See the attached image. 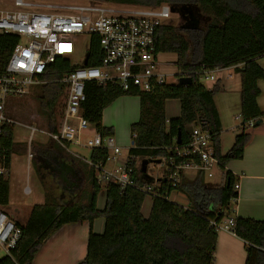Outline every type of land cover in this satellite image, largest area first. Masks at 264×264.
<instances>
[{"label":"trees","instance_id":"obj_1","mask_svg":"<svg viewBox=\"0 0 264 264\" xmlns=\"http://www.w3.org/2000/svg\"><path fill=\"white\" fill-rule=\"evenodd\" d=\"M85 1L143 7L166 3L182 16L187 13V18L177 26L172 25L171 20L162 25L157 32L156 44L158 53L168 50L177 54L178 72L190 73L191 84H166L153 92H124L114 84L86 83L83 114L102 136L114 134L111 127L102 124L103 111L121 96H139L140 117L130 127L132 146L128 151L133 156L130 163L137 172H142L143 160L171 159V148L176 144L178 133L181 132L182 145H186L197 126L210 132L214 155L223 170L230 161L242 159L251 139L242 125L264 114L257 102L261 94L258 81H264V69L256 61L264 56V0ZM19 40L15 35L0 34V70L5 69ZM101 59L99 41L92 38L87 65L97 66ZM238 64L243 65L239 70L241 132L229 152L223 155L221 120L214 102L220 87L215 85L208 89L201 80L216 68ZM76 67L69 59H57L50 66L49 82L40 85L39 104L48 113L52 131L57 129L62 100L66 97V87L59 81ZM169 99L180 101V116L167 120L165 103ZM3 144L8 149L10 165V156L14 152L13 128L6 130ZM54 147L53 144L35 147L44 159V165L51 160ZM107 154L104 148L93 149L90 160L94 164L104 163ZM89 167L90 197L87 201L66 206L52 197V203L35 205L26 224L15 222L20 229L19 239L14 248L0 258V264H33L44 243L61 227L71 223H88L90 227L87 254L78 264H216L219 232L211 222L219 223L231 217L236 221L233 234L245 243V264H264V220L233 215L238 192L235 189L237 179L232 172H224L226 182L222 185L205 182L202 171L192 179L183 176L177 190L187 196L189 206L183 207L164 196H155L150 214L145 216L142 207L146 193L135 187L122 190L114 182L104 185L105 207L99 209L97 203L102 185L97 181L95 169ZM152 180L143 174L138 182L150 184ZM9 196V181L0 174V208L9 205ZM97 219L105 220L102 233L94 231Z\"/></svg>","mask_w":264,"mask_h":264},{"label":"built area","instance_id":"obj_2","mask_svg":"<svg viewBox=\"0 0 264 264\" xmlns=\"http://www.w3.org/2000/svg\"><path fill=\"white\" fill-rule=\"evenodd\" d=\"M173 12L169 4L157 7L132 6L117 8L105 2L84 1L67 4H44L29 0H12L11 7L0 9V34L19 37V43L12 51L4 70H0V174L10 175L8 149L3 139L8 128H14L18 122L11 115L10 100L19 99L30 93L34 86L49 82L50 66L57 59H67L72 52L71 39L87 33L97 38L102 52L101 63L97 66L83 63L65 74L60 83L66 87V99L58 119L56 131L49 127L43 131L53 141L67 149V144L90 150L104 148L107 158L104 163H87L95 169L98 183L105 185L114 182L122 190L135 187L151 196H164L170 200V194L177 190L182 178L188 172H204L213 177V170L221 168L212 149L211 134L200 126L194 127L189 142L171 148L173 157L167 162V170L159 178H153L150 184H140L138 179L144 173L130 163L133 156L120 161L121 146L114 135L102 136L83 114V104L87 99L86 83L95 82L106 86L114 84L124 92H153L169 84L170 73L160 70L156 37L159 28L171 20ZM22 38H27L23 44ZM221 68H216L217 71ZM213 71V70H212ZM209 72L206 73L207 74ZM191 77L190 73L176 74ZM214 80L213 76H210ZM264 116L247 121L242 128L247 131ZM32 134L39 130L35 124L29 125ZM33 135L30 137V142ZM29 158H33L30 144ZM130 149V148H129ZM128 149V151H129ZM114 167L108 169V164ZM235 189L240 190L236 183ZM235 218L223 222L212 221L215 229L234 232ZM20 229L13 218L0 210V245L9 253L17 243Z\"/></svg>","mask_w":264,"mask_h":264},{"label":"crops","instance_id":"obj_3","mask_svg":"<svg viewBox=\"0 0 264 264\" xmlns=\"http://www.w3.org/2000/svg\"><path fill=\"white\" fill-rule=\"evenodd\" d=\"M256 59L260 67L264 69V62H260V58ZM243 65L238 64L231 67L218 69L217 72L224 73L222 82L219 87V92L214 96V102L219 113L221 120L222 132L221 139V152L226 155L232 148L236 136L241 132L242 116H241V77L240 68ZM233 69L236 76L234 78ZM208 75V74H207ZM212 76V75H210ZM215 80V79H214ZM258 81V87L261 91L257 99L260 110L264 113V82ZM218 85V84H216ZM215 85H208L207 88L211 89ZM12 114V113H11ZM264 116V114L262 115ZM140 117V98L134 95H124L116 99L110 106L103 111L102 124L105 127H111L114 136L119 138L120 127H127L130 132V127L133 123L137 122ZM122 119H125L126 123ZM260 124L249 128L247 132L251 139L245 147L244 156L242 159L232 160L225 167H221L222 177L214 182V184L222 185L226 182L224 172L230 171L240 184L238 191V199L235 202L234 213L236 217L253 218L257 220H264V120H259ZM14 134V128H13ZM14 145L17 143L14 139ZM57 143V142H56ZM52 148L51 160H47L48 164L40 156L38 150L35 148L32 160L28 159L29 163L37 159L38 168L43 176L45 172L49 182H46L47 189L50 188V193L55 197L56 201L61 205H70L74 203H85L87 182H89L90 165L87 161L90 159L91 150L80 147L82 150H71L70 145L67 144V149L60 144ZM10 156V170L12 168V156ZM57 164L70 165L78 174L80 183L70 182L67 185L60 181L58 172L54 170ZM58 167V166H57ZM197 175L196 172H188L185 177L190 179ZM47 177H45L47 179ZM214 177V175H213ZM159 178V177H158ZM89 184V183H88ZM10 196L9 205L5 208H0L1 211L8 213L11 218L15 220V214H20L25 220L24 225L28 221L32 208L37 204L38 200L25 201L20 197L13 199L12 197V182H9ZM104 185H102V190ZM42 190V191H41ZM42 185L32 188H25L24 194L31 196L34 193H44ZM98 196V208L104 209L106 202V192L102 191ZM178 191V190H177ZM39 196V195H38ZM152 206L142 207V212L145 216H149ZM105 220L97 219L94 222L93 228L97 233H102L104 230ZM90 227L88 223H71L61 227L53 236H51L41 247L36 254L33 264H78L87 254V244ZM246 250L243 240L238 238L235 234L229 231H220L218 233L217 250L215 252L216 264H245Z\"/></svg>","mask_w":264,"mask_h":264},{"label":"rangeland","instance_id":"obj_4","mask_svg":"<svg viewBox=\"0 0 264 264\" xmlns=\"http://www.w3.org/2000/svg\"><path fill=\"white\" fill-rule=\"evenodd\" d=\"M32 2L37 3H44V4H67V3H78V2H84L85 0H29ZM107 4H110L117 8H129L135 5L131 4H119L114 2H105ZM12 0H0V9L2 8H9L11 7ZM173 17L171 19V23L174 26H177L182 20L187 18V13H184V16L181 15L179 12H174L173 8ZM179 11V9H178ZM183 11V10H182ZM181 11V12H182ZM199 13H201V10L199 9ZM203 15V14H202ZM206 16V15H205ZM201 18V17H200ZM203 19V16H202ZM27 41V38H22V43L24 44ZM92 42V36L87 33H83L77 36H74L71 39L72 43V52L68 54L67 59L70 60L71 64L73 66H79L83 63ZM158 61L160 63V70L165 73H170L171 76L168 77L167 82L169 84H177L178 78L176 77V74L178 73V67L176 65L177 62V54L174 51H168L165 50L164 52H161L158 54ZM260 62H264V57L260 58ZM229 72H232L234 78L236 76L233 69H229ZM210 75L214 77L215 80L210 79ZM224 73L221 74V72H217L216 70L210 71L207 75V77H204L201 80V83L204 86L208 85H216L220 84V78H223ZM264 82V81H262ZM40 90L39 86H34L30 93L24 97H21L19 99H12L10 100V103L8 105V109L12 113L11 115L14 117V119L18 122L14 126V139L17 142L14 145V154L12 156V168L10 170V175L7 179V181L12 182V197L13 199L20 197L21 199L25 201H35L38 200L37 203H52L53 195L50 193V188L47 189L46 182L48 181V178L51 177L52 172H50V177H47L48 174L45 172V176L42 175L38 168V164L36 159L34 161H31V164L29 163L28 159V153L30 152V144H31V153L34 155L35 147H41V146H47L48 144H53L55 147L58 148L56 145L57 143L50 139L48 135H46L43 131H48V113L41 108L39 104L38 99V91ZM264 100V95H263ZM65 98L62 100V104L65 102ZM165 116L167 120L176 118L180 116V101L178 99H169L165 103ZM125 125V119H122ZM35 124L36 127L41 131H36L32 134L31 129L29 128V125ZM33 135V140L30 142V137ZM132 135L129 132L128 128L125 126L120 127V136L119 138L115 137L118 144L121 146V155L119 156V160L123 161L128 157V149L132 146ZM80 146H76L74 144L70 145L71 150H77ZM82 150V149H79ZM35 158V156H33ZM32 158V159H33ZM31 159V160H32ZM155 161V160H154ZM114 163L110 162L108 164V169H111ZM58 166V167H57ZM56 167H54V170H56V173L58 172V175L60 177V181L64 182L66 185L70 182H78L80 183V178L78 177L77 172L70 166L65 164H57ZM167 162L165 160H162L160 163L157 162H150L147 166V175L149 178H158L164 174V172L167 170ZM214 177H209L208 175L204 176V181L207 183L214 184L215 181L221 179L222 172L221 168L216 167L213 170ZM47 177V179L45 178ZM42 185L44 187L43 192L40 193H34L31 196H27L24 194L25 188H32V190L35 189L36 186ZM87 188H89V184L87 182ZM103 185V184H102ZM90 190H86V198L88 199L90 197ZM102 191H105L103 188ZM39 195V196H38ZM151 196H147L144 201V206L151 205ZM170 200L177 203L180 206L188 207L189 201L187 196L177 190H173L170 194ZM15 215V222L18 221L20 223H24L25 220L22 218L20 214H15L14 212H11ZM8 214V213H7ZM9 215V214H8ZM10 216V215H9ZM11 217V216H10ZM8 252L5 248H3L0 245V258L7 255Z\"/></svg>","mask_w":264,"mask_h":264},{"label":"water","instance_id":"obj_5","mask_svg":"<svg viewBox=\"0 0 264 264\" xmlns=\"http://www.w3.org/2000/svg\"><path fill=\"white\" fill-rule=\"evenodd\" d=\"M88 63V56L86 57L85 61H84V64L87 65ZM193 82V79L191 77H180L179 78V84L180 85H186V84H191ZM257 124H260V122H257ZM176 142L178 145H181L182 144V139H181V132L178 133L177 135V138H176ZM162 160H156V161H151V162H157V163H160ZM150 163V161L148 160H143L141 162V171L142 173L146 174L147 175V166L148 164Z\"/></svg>","mask_w":264,"mask_h":264}]
</instances>
